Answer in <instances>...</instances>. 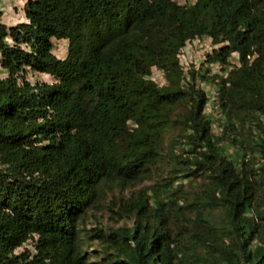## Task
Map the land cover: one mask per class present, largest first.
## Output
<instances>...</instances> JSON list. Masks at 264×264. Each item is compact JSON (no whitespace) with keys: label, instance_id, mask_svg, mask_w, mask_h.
Here are the masks:
<instances>
[{"label":"trees","instance_id":"trees-1","mask_svg":"<svg viewBox=\"0 0 264 264\" xmlns=\"http://www.w3.org/2000/svg\"><path fill=\"white\" fill-rule=\"evenodd\" d=\"M25 12L28 23L14 28L0 13L9 73L0 80V264H264V0H28ZM202 37L223 46L211 63L238 53L242 67L225 81L193 71L184 85L179 56ZM62 41L63 60L54 55ZM154 68L163 88L148 80ZM30 72L56 83L33 87ZM200 76L221 86L227 131L238 122L257 130L249 150L261 166L244 155L240 169L222 155ZM163 166L169 178L153 197L129 200L133 229L94 234L107 253L93 262L102 256L85 251L86 216ZM188 179L207 184L180 208L172 190ZM35 235L34 262L12 259Z\"/></svg>","mask_w":264,"mask_h":264},{"label":"rangeland","instance_id":"rangeland-1","mask_svg":"<svg viewBox=\"0 0 264 264\" xmlns=\"http://www.w3.org/2000/svg\"><path fill=\"white\" fill-rule=\"evenodd\" d=\"M178 4L181 6L188 4H193V1L188 0H177ZM26 2V3H25ZM28 0H0V13L3 15L2 22L9 28L17 27L21 24L20 18H23V13L25 12V6ZM22 16V17H21ZM66 47L65 43L57 44L56 46V54L61 58L64 59L66 57ZM207 46L193 45L192 47H188L186 50L187 56L184 60V66L189 65L190 67L193 66L195 68V72H198L199 75L206 77L209 76L210 73L216 70L209 66V64L205 63L206 56H208ZM233 61H236L234 58ZM200 76V77H201ZM41 77V76H40ZM33 73L27 74V82L32 86H37L41 84L43 81H49L47 77L40 78ZM4 78V71L0 68V80ZM202 78V77H201ZM203 79V78H202ZM42 81V82H41ZM222 107V105H221ZM223 111V110H222ZM185 112L182 109V114ZM224 114V113H223ZM237 128L229 130L225 132V135L222 137L221 142L219 144L221 148L222 155L228 156L227 158L236 164L238 168L241 169L242 160L244 155H247V160L249 164L252 163L254 167L261 166L259 159L256 158L249 148L255 142L257 136V130L254 129L249 131L247 128L242 129V125L238 122ZM173 137L180 136L177 130L173 131ZM234 139L239 140V144H233L232 141ZM180 146L177 147V152L180 155L185 156V152L188 151L187 144L184 140L179 139ZM255 144V143H254ZM171 149V142L167 140L164 145V155L169 156ZM183 167H180V169ZM170 167L163 166L158 172H155L149 180L138 182L132 185L126 191L121 189H117L114 193H111L104 202L86 216L84 223L82 224V236L84 239L85 244V251L88 254L98 255L97 259H94L93 262L98 263V261L105 257L107 253L106 248L101 245V242L96 239H92L94 234L97 232H102L106 235H109L115 231L121 230H131L134 228L137 217L133 214H129L126 212V208H128L129 200H133V202H139L141 199H151L154 195V190H158L165 181L169 178ZM207 181L205 180H198L193 181V179L183 180L182 186L179 188H173V192L182 193V201L184 202V206L180 208H186V204L188 202L194 201L196 198H199L205 189V185ZM163 200L165 202H169V198L164 197ZM225 217L224 213L220 210L213 213V220L215 221L216 226H220V223L223 221ZM177 232L176 234L179 235L180 231L182 230V226L176 225Z\"/></svg>","mask_w":264,"mask_h":264},{"label":"built area","instance_id":"built-area-1","mask_svg":"<svg viewBox=\"0 0 264 264\" xmlns=\"http://www.w3.org/2000/svg\"><path fill=\"white\" fill-rule=\"evenodd\" d=\"M186 1V0H185ZM193 2H196V0H191ZM175 2L178 3L177 0H175ZM23 18L25 20L26 17V12L23 13ZM28 22V21H27ZM63 43H65V47H66V53L68 52V43L66 41H62ZM61 42H57L55 43V48H54V55L58 58L61 59L57 54H56V46L57 44H60ZM202 44V46H207L208 50H210V52H208V56H206V61L205 63L209 64L210 67L215 68L216 70H214V72L210 73L209 76H206L205 78L208 80L210 78H217L219 80H227L230 77V74L232 72H234L237 69H240L242 67V63L240 61V55L238 53H234L232 55V58L229 61V64L226 66L217 64V63H211L209 61V57H214V53L220 49L223 46H216L213 43V40L211 38L208 37H202V38H197L194 41H190L186 44L185 48L182 50L181 54H180V64L181 67L184 71V85H188V83H191L192 81V77L191 74L193 73V71H195L196 69L192 67H190L189 65L184 66V60L186 59L187 53L186 50L188 49V47H192L193 45H199ZM67 55V54H66ZM234 58L236 59V61H233ZM63 60V59H61ZM2 56L0 54V68L4 71V78L1 80H5L9 78V73L7 71H5L2 68ZM32 73V72H30ZM29 73V74H30ZM34 74V73H33ZM37 75V74H34ZM41 76V77H40ZM37 77H40L41 79L44 77H47V79H49V81H41V84H47V85H53L54 83H56V80L54 77L52 76H47V75H37ZM148 80L153 82L154 84H156L159 88H163L166 83H167V79H166V74L164 71L158 69V68H154L151 75L148 77ZM207 80H200L199 82V87L200 90L202 92H204L206 94L207 97V106L206 109L204 111V115L205 117L211 122V134L213 136L214 140H218L221 139L224 136V133L226 131V126H227V118L226 116L223 114L222 111V92H221V86L219 84V82L216 80L214 81H208ZM35 87V86H33ZM228 157V156H227ZM40 245H41V239L39 236L35 235L32 238H30L25 244H23L20 248H18L14 254L11 256V258H18L20 262L23 261V259L26 260V262L31 263L34 262L35 258L39 255L40 253Z\"/></svg>","mask_w":264,"mask_h":264},{"label":"crops","instance_id":"crops-1","mask_svg":"<svg viewBox=\"0 0 264 264\" xmlns=\"http://www.w3.org/2000/svg\"><path fill=\"white\" fill-rule=\"evenodd\" d=\"M8 1H13V0H8ZM26 3V2H25ZM22 17V16H21ZM20 19H22L21 20V23H19V24H27L28 22H27V19L25 18V20H24V18H20ZM63 43V42H62Z\"/></svg>","mask_w":264,"mask_h":264},{"label":"clouds","instance_id":"clouds-1","mask_svg":"<svg viewBox=\"0 0 264 264\" xmlns=\"http://www.w3.org/2000/svg\"><path fill=\"white\" fill-rule=\"evenodd\" d=\"M182 184V182H180ZM14 254V253H13ZM40 254V253H39ZM39 256V255H38Z\"/></svg>","mask_w":264,"mask_h":264}]
</instances>
